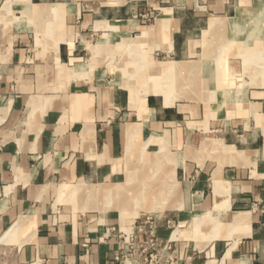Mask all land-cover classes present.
<instances>
[{
	"label": "crops",
	"instance_id": "obj_1",
	"mask_svg": "<svg viewBox=\"0 0 264 264\" xmlns=\"http://www.w3.org/2000/svg\"><path fill=\"white\" fill-rule=\"evenodd\" d=\"M228 76L264 85V0H0V264H264V89Z\"/></svg>",
	"mask_w": 264,
	"mask_h": 264
},
{
	"label": "rangeland",
	"instance_id": "obj_2",
	"mask_svg": "<svg viewBox=\"0 0 264 264\" xmlns=\"http://www.w3.org/2000/svg\"><path fill=\"white\" fill-rule=\"evenodd\" d=\"M189 25L191 26H195V24L193 22H189ZM248 39V38H247ZM213 44V43H212ZM248 41H246V45H248ZM204 42L203 40L199 42V47L201 48L199 50V52L197 53V55H194L193 58L189 59L190 61H195V62H206V61H217L218 62V65L221 66V64L219 63H222V66L220 67L219 71L223 74L226 73V64L228 65L229 63L233 62V59L234 58H240V54H239V48L241 46H243V44H237V43H229L228 46H223V44L221 43V45L223 46L222 50L219 52L217 51V53L214 51H206L205 49V46H204ZM214 47V46H213ZM229 47V48H228ZM248 48V47H247ZM202 49H205V51H203ZM225 49H228V51L226 52ZM249 49V48H248ZM136 56L135 53H131L130 56H129V60L132 61L133 57ZM218 58V59H217ZM242 58V57H241ZM146 64L149 65V55L148 53H146ZM243 60V65L246 64V61L244 59V57L242 58ZM241 59H238V62H242ZM167 61L166 59V56L164 54H159V56L157 57V62H160V63H165ZM227 62V63H226ZM249 64V63H247ZM225 65V67H224ZM188 66H192V68H189L194 74H197L198 71H199V77L197 78V80L195 81V84H194V87H193V90L196 92V91H202L204 88H205V82H204V77L203 74L204 73H208L209 71L207 69H199V68H196L195 65H183V64H177V67L173 68L172 69V72L171 74H173V70H177V72H183L185 69H188ZM183 68V69H182ZM242 73H243V76L244 78H250L252 75H253V72H247L246 71V68H242ZM254 71V70H253ZM256 71H254L255 73ZM249 73H252V74H249ZM170 74V75H171ZM223 74V75H224ZM237 79V76H228L227 77V83H226V86L224 88H227V93L226 95L229 96L231 94H233L234 92L240 90H248L250 87H254V88H259V89H264V85H253V84H248L245 82V79H241L238 82H236V79ZM235 79V80H234ZM229 94V95H228Z\"/></svg>",
	"mask_w": 264,
	"mask_h": 264
},
{
	"label": "built area",
	"instance_id": "obj_3",
	"mask_svg": "<svg viewBox=\"0 0 264 264\" xmlns=\"http://www.w3.org/2000/svg\"><path fill=\"white\" fill-rule=\"evenodd\" d=\"M145 19H148L144 16ZM168 250L171 248L168 246ZM156 250V243L154 241H149L142 247V259L145 264H159V253ZM127 250L124 252L126 254Z\"/></svg>",
	"mask_w": 264,
	"mask_h": 264
},
{
	"label": "bare ground",
	"instance_id": "obj_4",
	"mask_svg": "<svg viewBox=\"0 0 264 264\" xmlns=\"http://www.w3.org/2000/svg\"><path fill=\"white\" fill-rule=\"evenodd\" d=\"M213 31V30H212ZM213 33V32H212ZM212 36V35H211ZM259 40V39H258ZM260 41V40H259ZM259 45V44H258ZM256 54V53H255ZM258 56V55H257ZM260 58V57H259ZM183 69V68H182Z\"/></svg>",
	"mask_w": 264,
	"mask_h": 264
}]
</instances>
